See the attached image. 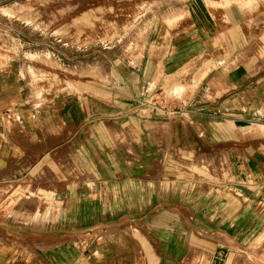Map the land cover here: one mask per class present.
<instances>
[{"label": "crops", "instance_id": "1", "mask_svg": "<svg viewBox=\"0 0 264 264\" xmlns=\"http://www.w3.org/2000/svg\"><path fill=\"white\" fill-rule=\"evenodd\" d=\"M169 1L135 56L72 81L29 87L0 46V264H264L239 160L264 138V0Z\"/></svg>", "mask_w": 264, "mask_h": 264}, {"label": "rangeland", "instance_id": "2", "mask_svg": "<svg viewBox=\"0 0 264 264\" xmlns=\"http://www.w3.org/2000/svg\"><path fill=\"white\" fill-rule=\"evenodd\" d=\"M2 7H9L5 11L11 10L6 11L10 15L5 14ZM172 9L169 0H1L0 35L4 38L0 39V46L14 56L16 65L20 64L22 78L29 87H44L51 81L59 83L65 76L72 81L83 76L84 68L89 65H99L106 71L114 57H124L126 52L135 56L150 30ZM183 83L184 87L172 84L165 96L184 98L190 84L187 80ZM247 140L254 145L252 138ZM254 146V150L250 147L244 156L240 155L244 167V187L240 188L244 189L246 197L259 196L256 209L264 217V138H258ZM256 157L258 161L254 160ZM221 161L226 162L216 158L220 170L213 171V178L221 181L228 172L229 180L235 178L238 171L232 163L229 162L227 171L221 167ZM216 173L220 175L215 176ZM10 192L0 190V209L9 219L14 215L11 201H8L11 195L6 196ZM36 193L23 197L43 196ZM245 204L252 209L255 203L246 198ZM40 206L34 202L31 209H41L30 220H50L51 210L58 207V203L49 200ZM261 239L264 241V234Z\"/></svg>", "mask_w": 264, "mask_h": 264}, {"label": "bare ground", "instance_id": "3", "mask_svg": "<svg viewBox=\"0 0 264 264\" xmlns=\"http://www.w3.org/2000/svg\"><path fill=\"white\" fill-rule=\"evenodd\" d=\"M4 11H5V10H4ZM6 11H8V12H12L11 10H6ZM6 11H5L4 13L7 14V15H10L8 12L6 13ZM182 86H183V85H182ZM182 86H181V87H182ZM183 87H184V86H183ZM174 88L178 89L177 87H173V89H174ZM38 201H39V202H38V203H39V207H41L40 205H43V202H44V201H47V200L44 199V201H41V200H38ZM38 209H40V208H38Z\"/></svg>", "mask_w": 264, "mask_h": 264}]
</instances>
